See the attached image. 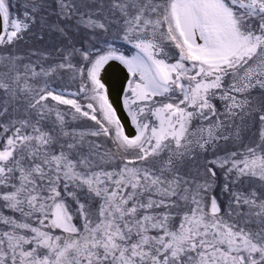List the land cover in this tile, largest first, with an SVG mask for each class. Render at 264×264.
<instances>
[{
	"label": "snow or ice",
	"instance_id": "snow-or-ice-1",
	"mask_svg": "<svg viewBox=\"0 0 264 264\" xmlns=\"http://www.w3.org/2000/svg\"><path fill=\"white\" fill-rule=\"evenodd\" d=\"M0 264H264V0H0Z\"/></svg>",
	"mask_w": 264,
	"mask_h": 264
}]
</instances>
